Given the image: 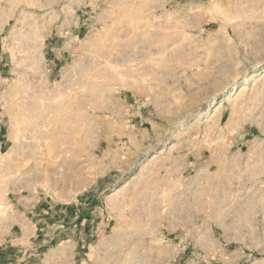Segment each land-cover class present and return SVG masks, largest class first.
Returning <instances> with one entry per match:
<instances>
[{
    "label": "rangeland",
    "instance_id": "1",
    "mask_svg": "<svg viewBox=\"0 0 264 264\" xmlns=\"http://www.w3.org/2000/svg\"><path fill=\"white\" fill-rule=\"evenodd\" d=\"M127 13L143 19L140 71L90 81ZM246 77L244 96L264 82V0H0V249L18 264H264V88L242 104ZM25 86L51 99L41 151L11 104Z\"/></svg>",
    "mask_w": 264,
    "mask_h": 264
},
{
    "label": "bare ground",
    "instance_id": "2",
    "mask_svg": "<svg viewBox=\"0 0 264 264\" xmlns=\"http://www.w3.org/2000/svg\"><path fill=\"white\" fill-rule=\"evenodd\" d=\"M125 15H128V13L125 14ZM125 15H124V17H125ZM131 16L128 15V17H131ZM126 17L123 18V21H124V19L126 20L125 22L121 21V23H123L121 26L116 27L115 29H113V31L110 29L111 32L106 34V38L107 39H105L103 41L101 49H99L98 58H94V59H98L96 61H97V65H98L99 68H97V65L95 66V68L97 69L96 72L98 70L100 72L96 73V72L93 71L94 73L91 74L92 75V79H91V76H90V79H91V80L89 79L90 81L98 80L101 77V75H102V78H101L102 80H98V83L100 85L101 84L100 82L103 81L104 77L107 78V74H109V72H107V74L106 75L104 74L105 76H103L102 73L106 72L107 70L108 71H110V70L114 71L115 70V72H117V74H119L118 72H120V70H119L120 68H124L126 70H129V72L132 71V72H135V73L140 71L139 70L140 69L139 68V64L141 65V63H140L139 59L142 58L141 57V55H142L141 54V47H142L141 46V42H142L143 38H145V37H144V35H141V34L140 35L139 34L134 35L135 33L133 31H135L134 28L140 26L138 22L143 21V19L142 20L140 19L141 20L140 21L139 18L137 19V18H134V17H131V18L127 17L128 19H126ZM126 40H130L131 41V49L128 50L127 52L122 49L123 48V42L126 41ZM96 56L97 55L95 54L94 57H96ZM96 61L93 62V64L96 63ZM94 65H92V66H94ZM91 68H94V67H91ZM91 68L88 71V73L91 71ZM141 70H142V67H141ZM124 72H125V70H124ZM84 74L87 77H88V75H90V74H87V73H84ZM124 75H125V73H124ZM87 77H84V78L86 79ZM113 77H115V76H113ZM87 79L85 81H87ZM248 80H249V77H246L245 78V82H243V85L241 84L240 90L237 92L236 96L234 97L236 99H240L241 97H244L245 99L244 98L242 99V102H241L242 104H248L249 102L253 103V101L257 98L258 94L260 95L261 91L264 88V82H263V83H260L261 86H259L256 89L257 86H255V83H256V81H258V80H256L254 82V84L250 87L251 93L248 92V94L244 96V93H242V92L244 90H246V89H249V87L247 86ZM96 83H97V81H95V84H91V83L90 84H91V86L98 85ZM86 84H84V85H86ZM27 88L28 87L25 86V88H23L20 92L19 91H18V93L15 92L17 95L18 94L19 95L18 96L16 95L17 99L15 97H13V99L15 98L16 100L15 101L12 100L11 104H13V102H15L14 103L15 104V106H14L15 108L14 109L16 111L15 114H17L16 118H18V122L21 124L23 135H24L25 138L30 139V141L32 140L33 147L31 146V142L29 140H28L29 142L27 141V143H28L29 146H31L30 148L33 149L36 152V150L37 151H41V149H40V144L41 143L39 144V141L40 142L41 141H45L43 139H44V136L47 135V134L46 135L43 134V131L45 130V129H43V127L45 128L46 123L48 122V119H49V114H48L49 110L48 109H49L50 104H51V99H48L47 97H45L43 95V93L40 94V93L30 92L31 90H28ZM15 93H14V96H15ZM241 95H243V96H241ZM223 100H225V97L221 98V100L219 99L220 104L215 109V112L218 111L220 109V107H222V105H224V101ZM256 101H258V100L256 99ZM236 103L237 102H234V104H236ZM258 103H260V102H258ZM242 104H241V106H242ZM247 106H249V104ZM212 114L214 115V113H212ZM234 114H235V112H234ZM51 116H52V114H51ZM49 121H50V119H49ZM47 127H49V124H48ZM46 130H47V128H46ZM46 130L44 131L45 133H46ZM41 134H43V139L41 138L42 140L39 139ZM26 144H24V147L25 146L28 147ZM46 145H48V144L46 143ZM1 153H2V157H5V158H6V155H8V153H3V152H1ZM29 158H30V154L26 153L22 160L24 162H27ZM210 194H211V192H210ZM210 194H208L209 199L212 198L211 196L213 195V193L211 195ZM241 194L238 195L237 197L234 195L236 198L233 196L234 197V198H232L233 201H230V202H231V204L233 202L234 204H237L239 207L244 208V205L247 204V202L246 203H244V202L247 201L248 199H250L251 193L249 192V193H243L242 195ZM243 197L245 199H242ZM230 202H229V206H230ZM250 203H251V201H250ZM225 205H222V208L225 207ZM128 235H129V233H128ZM127 237H129V236H127ZM126 246H128V245H126Z\"/></svg>",
    "mask_w": 264,
    "mask_h": 264
},
{
    "label": "crops",
    "instance_id": "3",
    "mask_svg": "<svg viewBox=\"0 0 264 264\" xmlns=\"http://www.w3.org/2000/svg\"><path fill=\"white\" fill-rule=\"evenodd\" d=\"M38 221H40V220H38ZM37 221V222H38ZM37 229V228H36ZM10 235H11V238H13L14 236H13V232H11L10 233ZM34 235H31L30 236V239H31V243H33L32 241H33V239H34V237H33ZM37 236V235H36ZM14 238H17V237H14ZM33 238V239H32ZM34 244V243H33ZM11 246H13L12 244H11ZM4 249L3 248H1L0 249V264H18V262H17V260L16 259H14V257H11L7 252H5V251H3ZM10 250H13V248L12 249H10ZM15 250V249H14ZM17 251H21V249H16ZM7 251V250H6ZM12 255V254H11ZM13 256V255H12Z\"/></svg>",
    "mask_w": 264,
    "mask_h": 264
}]
</instances>
